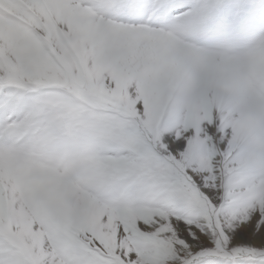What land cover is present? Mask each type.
<instances>
[{"label":"snow or ice","instance_id":"6c2138e0","mask_svg":"<svg viewBox=\"0 0 264 264\" xmlns=\"http://www.w3.org/2000/svg\"><path fill=\"white\" fill-rule=\"evenodd\" d=\"M0 264H264V0H0Z\"/></svg>","mask_w":264,"mask_h":264},{"label":"rangeland","instance_id":"374dc122","mask_svg":"<svg viewBox=\"0 0 264 264\" xmlns=\"http://www.w3.org/2000/svg\"><path fill=\"white\" fill-rule=\"evenodd\" d=\"M183 10H184L183 8H178L175 11H183Z\"/></svg>","mask_w":264,"mask_h":264}]
</instances>
